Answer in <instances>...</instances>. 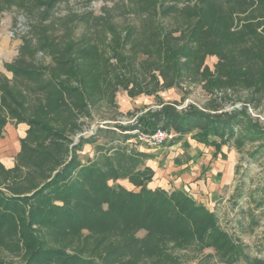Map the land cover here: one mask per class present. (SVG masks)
<instances>
[{
	"label": "trees",
	"instance_id": "obj_1",
	"mask_svg": "<svg viewBox=\"0 0 264 264\" xmlns=\"http://www.w3.org/2000/svg\"><path fill=\"white\" fill-rule=\"evenodd\" d=\"M60 1L0 0L2 7L16 6L34 20L22 37L18 57L4 63L11 78L0 74V134L9 119L27 125L14 164L6 168L0 163V264H140L169 258V250L188 248H212L224 264H264L250 258L243 244L219 226L216 215L183 189L149 188L153 170L146 160L153 154L129 142L134 129L171 127L183 133L197 128L193 138L218 150L241 111L212 116L194 107H163L132 124H103L84 133L85 120L92 118L91 105L108 89L129 83L132 90L139 88L133 76L115 69L117 63L122 69L127 65L120 49L137 30L128 26L121 34L107 13L54 18ZM171 1L120 0L128 13L150 21L141 32L146 34L144 50L177 65L193 50L184 52L163 27L153 24L154 16L177 11V3ZM254 5L264 7V0H195L186 6L195 19L188 36L210 34L215 31L211 26L221 23L214 35L230 41L235 15ZM78 23L86 29L89 23L98 27L92 37L77 38L73 28ZM261 26L246 22L239 32L264 41ZM203 44L220 62L225 59L220 41ZM38 54L50 62H40ZM150 67L158 68L160 62L153 60ZM85 144L95 150L83 159L79 152ZM124 179L134 189L115 183Z\"/></svg>",
	"mask_w": 264,
	"mask_h": 264
},
{
	"label": "rangeland",
	"instance_id": "obj_2",
	"mask_svg": "<svg viewBox=\"0 0 264 264\" xmlns=\"http://www.w3.org/2000/svg\"><path fill=\"white\" fill-rule=\"evenodd\" d=\"M194 1L175 0L177 11L168 16H154L153 24L163 27L172 36L177 47H182L184 52L193 50L191 56H181L177 65L173 60L162 61L154 51L148 53L144 50L147 44L144 39L146 34L141 32L150 21L145 15L128 13L120 0H61L54 8L53 17L88 11L93 16L107 13L121 34L128 26L137 30L135 37L124 49H120L127 65L122 69L120 63H117L115 69L133 76L138 81L139 88L132 90V83H129L128 87L116 85L108 89V94L91 105L92 118L85 120L84 133L103 124H132L140 115L160 111L163 107L177 111L194 107L212 116L241 111L231 123L232 130L227 135L225 144L218 150L203 144L210 147V162L220 158L222 163L214 173V178H221L226 166L229 170L225 182L220 181L224 184L219 191L213 198L210 197L209 203L203 195L192 192L190 187L183 190L216 215L219 226L243 244L250 258L256 257L264 262V41L257 36L239 32L240 26L246 22L264 26V7L254 5L236 14L232 28L234 35L230 41L214 35L221 30V23L211 26L214 32H198L195 38L190 39L188 29L195 19L190 16L186 6ZM33 21L32 16L26 15L16 6L7 8L0 5V74L11 78L4 63L12 62L18 57L22 37L27 35L28 27ZM88 26L86 29L80 23L74 24V37L79 38L82 34L92 37L98 25L89 23ZM57 31L56 34L59 35L60 31ZM206 40L210 44L214 40L220 41L224 60L220 62L214 50L210 53L205 51L203 43ZM103 46L108 49L105 43ZM107 55L110 54L107 52ZM37 59L44 64L50 62L49 57L42 54H38ZM153 60L160 62V67L151 68ZM110 62L116 65L114 59ZM229 76L232 83L228 81ZM26 129L25 123H15L10 119L2 128L0 163L4 167L10 168L14 164L19 139L25 135ZM196 131L197 128L183 133L175 132L170 127L168 133H174V136L161 147L164 146L167 150L171 144L180 143L186 150L198 151L203 146L193 138ZM129 142L140 150L144 148L134 142V138L129 139ZM183 144H188V149ZM94 150L93 145L85 144L79 154L83 159L92 157ZM164 151L165 149L161 152L163 157ZM194 159L196 161L198 156ZM124 180L115 183L134 189L133 185ZM109 184L114 182L110 181ZM142 234V231L138 233L140 236ZM167 253L171 257L149 258L140 264H224L213 255L212 248H206L202 252L192 248L172 249ZM241 263L244 264L243 261Z\"/></svg>",
	"mask_w": 264,
	"mask_h": 264
},
{
	"label": "crops",
	"instance_id": "obj_3",
	"mask_svg": "<svg viewBox=\"0 0 264 264\" xmlns=\"http://www.w3.org/2000/svg\"><path fill=\"white\" fill-rule=\"evenodd\" d=\"M161 146L142 149L153 154L150 159L146 160V165L153 170V177L147 186L152 189L159 187L165 190L190 187L192 192L196 195H203L205 201L208 200L210 203V197L213 198L216 195L224 184V179H227L229 175L227 166L221 178L215 179L214 173L219 170L222 163H220V158L210 162V147L202 144L203 147L195 151L188 149V144H183L188 150L182 148L180 143L171 144L167 150ZM163 148L165 157L161 155ZM195 156H198L196 161ZM221 180L223 182H220Z\"/></svg>",
	"mask_w": 264,
	"mask_h": 264
},
{
	"label": "built area",
	"instance_id": "obj_4",
	"mask_svg": "<svg viewBox=\"0 0 264 264\" xmlns=\"http://www.w3.org/2000/svg\"><path fill=\"white\" fill-rule=\"evenodd\" d=\"M173 134L174 133H168V131L161 128H157L154 131H145L141 129H134L131 131L134 142L147 149L161 146L166 140L172 138L174 136Z\"/></svg>",
	"mask_w": 264,
	"mask_h": 264
}]
</instances>
